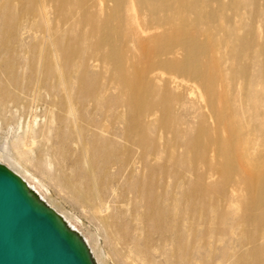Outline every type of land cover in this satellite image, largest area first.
I'll return each instance as SVG.
<instances>
[{
    "label": "bare ground",
    "instance_id": "bare-ground-1",
    "mask_svg": "<svg viewBox=\"0 0 264 264\" xmlns=\"http://www.w3.org/2000/svg\"><path fill=\"white\" fill-rule=\"evenodd\" d=\"M2 1L5 0L0 3ZM105 1L50 0L54 5L55 14L65 21L75 22L73 30L78 31L75 37L63 42L55 40V34L47 24L48 3L30 0L31 7L28 10V13L39 12L40 18L45 21L43 27L48 34L44 37L46 46L42 51L41 61L45 64L46 74L53 70L50 67L53 63L57 77L63 82V96L67 100L70 124L75 130L74 142L81 148L87 172L95 175L94 157L88 151L89 147L98 150V146L103 145L99 157L104 165L111 157L109 149L112 147L111 141L106 139L109 132L104 124L94 125L83 115L86 101L100 102L106 92L100 90L99 80L86 75L88 65L93 61L110 66L112 79L121 87L122 97L117 108H122L125 113L127 142L131 144L124 150V157L129 160L128 165H135L136 156L132 148L140 152V160L147 167H150L151 160L158 159L162 153H165L167 158L174 159L175 169L168 170V174L183 181V215H202L205 211L214 209L220 212L221 216L231 217L234 220V235L238 232L242 234L238 235V249L232 255L234 261L228 264H264V150H258V147L264 149V33L258 35L255 27L257 20H260L264 27L261 3L259 0H252L250 7L253 8L250 9L236 0H170L171 5L165 3V6L161 5L160 0H130V3L129 0H114L118 7H124V12L122 15L112 13L106 16L108 6ZM129 5H133L134 14ZM36 7H40L38 12ZM185 11L195 18L192 22L196 30L197 27L207 28L214 35L220 32L221 51L214 48L217 47V41L203 42L192 37L187 39V31L181 25L177 30L150 37L146 44L142 45L139 36L155 30V17L159 15V23L173 27L175 20L172 16L176 15L170 13L178 14L181 20ZM160 13L170 16H160ZM245 14L251 24L246 28L245 35L236 38L237 26ZM109 17L118 18L120 25L109 26ZM143 17L151 21L145 24ZM188 22L190 21L181 20V23ZM101 33H104L105 37L100 38ZM133 46H136L137 50L135 48L133 51ZM144 46H149V49ZM48 51L50 58L47 57ZM76 60L80 68L76 96L84 100L79 104L80 107L70 93L65 72L66 67L72 69V63ZM254 65L257 69L253 73ZM194 86L201 88L204 94L201 93V112L191 124L181 116H171L172 113L175 114L177 107H180V110L185 107V98L176 95L171 89L177 88L187 93L189 89L193 90ZM103 105L101 104L102 107ZM106 107L111 110L110 106ZM158 112L163 116L155 121ZM33 118L34 121L27 123L26 130L23 127L24 134L22 139L20 138L23 140L22 149L35 146V141L31 140L33 123L37 117ZM192 125L195 126L194 132L189 131ZM235 128L236 133L242 136V141L239 142L235 138L237 149L246 145L248 152L255 150L253 156L257 157L256 160L245 162L247 166L253 167L252 171H243L241 165H232L227 158L226 162L218 165L212 162L211 153H219V158H223L222 148L225 144L222 137L214 135ZM154 131L162 135L171 134L172 137L167 136L166 143L160 147L157 138L151 136ZM89 132H92L91 141L86 138ZM208 135L213 136L211 139L206 138ZM215 145L219 148L217 152L209 149ZM181 148L185 152L176 154ZM229 149H232L231 144ZM19 164L17 168L3 166L17 175L28 193L52 210L65 227L82 241L93 264H106L90 237L82 233L80 224L74 221L72 215L53 209V197H47L43 187L28 175L25 165L21 162ZM200 165L205 168L201 169ZM189 173L198 179L190 181L185 178ZM215 177H223L222 182L213 183L212 179ZM61 182L83 206H90L95 213L106 214L105 212L109 211L108 203H105L98 190L95 189L93 202L89 192L79 184L67 183L63 179ZM240 187L247 193L243 197ZM215 190L220 191L215 193ZM223 235L221 230L217 236ZM128 259L125 256L122 263L130 264Z\"/></svg>",
    "mask_w": 264,
    "mask_h": 264
},
{
    "label": "rangeland",
    "instance_id": "rangeland-1",
    "mask_svg": "<svg viewBox=\"0 0 264 264\" xmlns=\"http://www.w3.org/2000/svg\"><path fill=\"white\" fill-rule=\"evenodd\" d=\"M36 1L48 3L47 24L52 28L57 42L60 40L63 42L78 34L77 29L73 30L75 22L65 21L57 16L50 0ZM236 1H240L250 9L253 8L250 7L252 0ZM105 2L108 6L106 16L112 13L123 14L124 7L123 9L118 7L114 0ZM128 2L130 3V0ZM160 3L162 6H165V3L171 5L170 0H160ZM259 3L264 16V0H259ZM133 4L135 5L134 2ZM129 6L133 11V5ZM30 7V0H5L0 3V163L8 168L19 167V162L25 165L28 175L43 187L45 195L51 199L53 197V209L72 215L74 221L80 224L82 233L89 236L95 244V248L106 264H121L125 256L129 258L127 262L130 264H228L233 262L232 255L238 249L240 241L238 235L242 233L238 232L234 235L232 229L234 220L225 215L221 216L220 212L214 209L207 210L202 215H183L185 206L183 181L176 180L179 177L168 174V170L175 169L174 159L167 158V155L162 153L158 159L151 160L150 167H147L140 160V152L132 148V151L137 152V154L134 153L135 165H128L129 160L124 157V150L131 144L127 142L125 113L122 108H117L119 99L122 97L121 87L112 79L110 66L93 61L88 65L86 75L91 79L99 80L100 90L106 92L101 100L102 103L86 101L83 115L94 125L104 124L106 131L109 132L106 134V139L111 141L112 147L110 146L111 157L105 163L106 165L99 157V151H102L103 145L98 146V150L89 147L88 151L94 157L95 175L87 172L81 148L74 142L75 130L70 124L67 100L63 96V82L57 77V70L53 63L50 66L53 70L46 74L45 64L41 61L42 51L46 46L44 37L48 34L43 27L45 21L40 18L38 12L40 7H36L38 13H28ZM170 14L176 15L172 16L175 20L173 27L159 23L158 15L155 17V30L139 36L142 45L146 44L150 37L162 35L173 29L177 30L181 25L187 31L185 36L187 39L192 37L199 38L203 42L217 41L215 43L217 47L214 48L216 51H221L219 42L222 37L219 31L216 35L207 28L197 27V31L192 22L195 18L187 11L182 14L181 20L190 21L188 23H181L178 14ZM170 14L160 13V16L167 17ZM107 20L110 22L109 26L113 27H118L121 23L118 18L110 19L109 17ZM142 20L145 24L151 21L146 17ZM250 24L251 21L245 14L237 26L236 38L245 35L246 28ZM255 27L258 35L264 33L260 20L255 22ZM79 29L81 30V27ZM101 34L100 38L105 37L104 33ZM149 46L144 48L149 49ZM132 48L134 51L136 46ZM47 54L50 58L49 51ZM254 67L253 73L257 69L255 65ZM79 69L78 60L72 63V69L65 68L68 88L77 106L84 102L76 96L77 81L80 80ZM192 88L193 90L189 89L187 93L177 88L171 89L176 95L185 98L184 109L180 110V107H177L175 114L172 113L171 116H181L184 121L191 124L197 120L196 116L201 112L199 109L203 102L201 93L204 94L198 86ZM101 104H104L103 107ZM106 105L110 106L111 110ZM34 116L38 120L36 119L33 123L35 132L33 131V139L29 140L35 141V146L22 149L23 131L26 130L29 121H34ZM162 116L161 112L156 113L155 121ZM194 127L192 125L189 131L194 132ZM236 129H226L214 135L222 137L225 144L222 148L223 158H219V153H211L212 162L218 165L226 162L227 158L232 165L233 163L241 165L243 171H252L253 167L247 166L245 162L256 160L257 157L253 156L255 150L248 152L246 145L237 149L235 138L239 142L242 141V136L236 133ZM89 133L88 136L86 134V138L91 141L92 132ZM151 136L157 138L160 147L166 143L168 137H172L171 134L162 135L156 131L151 132ZM212 136L204 137L211 139ZM262 148L258 147V150L263 152ZM209 149L219 151L216 145L210 146ZM183 152L185 150L181 148L176 154ZM200 167L205 168L204 165ZM177 168L182 169L181 166ZM185 178L190 181L198 179L192 173L187 174ZM61 179L67 183L79 184L82 189L89 192L92 201L95 189L98 190L105 203H108L109 211L105 212L106 214L95 213L90 206H83V203L78 202L79 199L73 196L71 190L62 184ZM222 180L223 177L212 179L213 183H221ZM218 191L220 190H215V193ZM240 192L241 197L247 194L241 187ZM107 217L110 219L108 220ZM104 226H108L107 229ZM221 230L224 235L217 236Z\"/></svg>",
    "mask_w": 264,
    "mask_h": 264
},
{
    "label": "water",
    "instance_id": "water-1",
    "mask_svg": "<svg viewBox=\"0 0 264 264\" xmlns=\"http://www.w3.org/2000/svg\"><path fill=\"white\" fill-rule=\"evenodd\" d=\"M0 264H93L82 241L1 164Z\"/></svg>",
    "mask_w": 264,
    "mask_h": 264
}]
</instances>
